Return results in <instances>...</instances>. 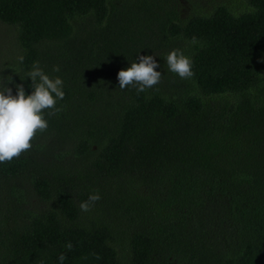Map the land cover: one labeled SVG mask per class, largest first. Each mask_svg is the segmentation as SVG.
<instances>
[{
    "label": "trees",
    "instance_id": "trees-1",
    "mask_svg": "<svg viewBox=\"0 0 264 264\" xmlns=\"http://www.w3.org/2000/svg\"><path fill=\"white\" fill-rule=\"evenodd\" d=\"M184 1L0 0L13 95L36 61L65 93L0 163V264H264V0ZM177 48L190 79L168 70ZM139 55L161 83L119 89Z\"/></svg>",
    "mask_w": 264,
    "mask_h": 264
},
{
    "label": "clouds",
    "instance_id": "clouds-1",
    "mask_svg": "<svg viewBox=\"0 0 264 264\" xmlns=\"http://www.w3.org/2000/svg\"><path fill=\"white\" fill-rule=\"evenodd\" d=\"M196 43V37L192 38ZM23 62V57L18 58ZM138 62H132L127 69L118 72L119 89L135 88L137 93H143L154 88L162 81V73L156 69L160 67L155 55H139ZM168 70L181 79H190L194 76L193 61L191 57L177 48L171 50L166 56ZM3 70H0L2 72ZM54 72H59V66H54ZM25 77H30L31 94H26L23 84H16V94L13 95L11 76H0V163H9L14 158H19L22 153L32 148V141L37 134L48 129L47 115L52 116L62 109L57 107V101L63 100V80L60 77L50 78L40 67L39 62L32 64L31 70ZM25 78H21L24 80ZM101 199L99 191L89 195L86 201L81 202L83 212L91 210V206ZM66 247L71 250L72 245ZM100 257L97 255L96 257ZM59 260H65L63 254ZM43 264V261H41Z\"/></svg>",
    "mask_w": 264,
    "mask_h": 264
},
{
    "label": "rangeland",
    "instance_id": "rangeland-1",
    "mask_svg": "<svg viewBox=\"0 0 264 264\" xmlns=\"http://www.w3.org/2000/svg\"><path fill=\"white\" fill-rule=\"evenodd\" d=\"M196 1H200L201 5L204 6L205 5V0H192V2H194L196 4ZM220 1H225L229 4H231L232 6H241L242 5V0H220ZM181 4H183L184 8H183V14H188L191 11V3L189 2H185L184 0H180ZM194 3H192L194 5ZM10 43V46H12V42H11V34L8 30H6V28L4 27L3 24H0V45H1V50H0V54H3V50L5 49L6 46H8V44ZM9 47V46H8ZM5 54V52H4ZM264 64V63H263ZM1 75V74H0ZM28 201L30 202V204L34 205V206H41L42 203H39L38 200H36L34 197L30 196L28 198Z\"/></svg>",
    "mask_w": 264,
    "mask_h": 264
}]
</instances>
